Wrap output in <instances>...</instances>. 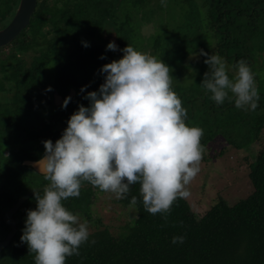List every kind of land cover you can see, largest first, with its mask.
I'll return each instance as SVG.
<instances>
[{"label": "trees", "instance_id": "obj_1", "mask_svg": "<svg viewBox=\"0 0 264 264\" xmlns=\"http://www.w3.org/2000/svg\"><path fill=\"white\" fill-rule=\"evenodd\" d=\"M19 1L0 0V29ZM153 18L159 24L145 37L143 20ZM110 30L118 49L129 44L142 52L148 45L150 54L172 69L186 123L204 130V148L218 146V155L228 145H261L249 162L250 194L231 204L220 196L201 215L188 199H177L166 220L152 215L144 210L136 184L122 199L127 209L131 197L138 198L135 215L128 212L115 227L94 209L105 192L85 182L78 198L63 201L87 220L90 233L80 255L68 257L66 264H264V0H165L164 5L161 0H37L28 25L0 47V240L10 230L4 213L28 191L48 183L24 161L41 158L42 141L61 137L79 105L89 106L87 93L104 82L102 66L122 58V51L107 50L111 41L104 32ZM201 50L219 54L230 78L239 60L247 62L260 96L255 111L237 109L227 99L217 105L210 98L200 86L208 71ZM66 97L71 100L63 108ZM35 207L32 194L14 213L16 231L0 251V264H35V254L20 240L27 210ZM114 235L121 247L113 243ZM179 236L184 242L173 244Z\"/></svg>", "mask_w": 264, "mask_h": 264}, {"label": "clouds", "instance_id": "obj_2", "mask_svg": "<svg viewBox=\"0 0 264 264\" xmlns=\"http://www.w3.org/2000/svg\"><path fill=\"white\" fill-rule=\"evenodd\" d=\"M107 50H120L123 56L102 66L104 82L84 97L89 106L79 105L55 143L42 141L45 151L34 163L48 183L42 191L33 189L36 207L27 210L20 240L35 254V264H66L88 242L87 220L63 203L78 198L85 182L117 200L139 184L144 210L166 220L177 199L191 195L187 186L201 170L204 130L186 123L187 110L172 87V69L129 44L118 49L109 42ZM201 55L207 57L208 71L200 86L210 98L217 105L227 99L237 109L255 111L260 96L247 62L239 60L230 78L219 54L201 50ZM70 100L66 97L62 107ZM137 204L132 196L129 207ZM183 242V236L172 238L173 244Z\"/></svg>", "mask_w": 264, "mask_h": 264}, {"label": "rangeland", "instance_id": "obj_3", "mask_svg": "<svg viewBox=\"0 0 264 264\" xmlns=\"http://www.w3.org/2000/svg\"><path fill=\"white\" fill-rule=\"evenodd\" d=\"M156 12L164 16L163 10L159 11L156 9ZM140 14H136L137 17ZM156 20L155 18L154 21L153 18L152 21H142L144 23L141 26L143 35L145 33L149 36L155 32L159 24ZM107 28L110 29V26L108 25ZM104 34H106L105 38L112 35V39L117 40L116 37H113L114 32L112 30L104 32ZM150 51L148 45L143 46L142 52L150 54ZM224 143L226 144L227 142ZM260 145V142L254 143L248 149L247 147L238 149L228 145L224 152L218 155H214V152L218 150V146L209 144L204 148L205 157L202 158L200 163L201 170L187 186L191 193L187 199L198 215L208 209L220 196L231 204L250 194L253 186L248 176L249 162L255 157ZM98 197L99 199L96 201L94 209L103 217L105 223H110L116 227L119 221L127 217L128 212L131 215L132 212L134 214V208H130L127 205V209H125L123 201L115 199L112 193L105 192L99 194ZM113 243L121 247V240L117 235H114Z\"/></svg>", "mask_w": 264, "mask_h": 264}, {"label": "water", "instance_id": "obj_4", "mask_svg": "<svg viewBox=\"0 0 264 264\" xmlns=\"http://www.w3.org/2000/svg\"><path fill=\"white\" fill-rule=\"evenodd\" d=\"M37 0H20L18 7L10 20V22L3 28L0 29V47H3L10 43L19 33L22 29H24L31 18L32 13L34 12V9L36 7ZM113 37L115 38V33L113 34ZM113 42L118 43L117 40L112 39ZM118 45V44H117ZM71 94H74V90H71ZM58 95H56L57 98ZM59 97V96H58ZM37 160H25L24 163L27 165L32 166L37 172V168L34 166V163ZM44 186L36 187L34 189L36 190H42ZM33 194V189L28 191L25 195H23L21 198L18 199V201L4 213L3 219L8 225L10 226V230L5 237V239L0 240V251L3 247H5L11 238L13 237L15 231H16V221L13 217L14 213L17 211L19 206L31 195Z\"/></svg>", "mask_w": 264, "mask_h": 264}, {"label": "flooded vegetation", "instance_id": "obj_5", "mask_svg": "<svg viewBox=\"0 0 264 264\" xmlns=\"http://www.w3.org/2000/svg\"><path fill=\"white\" fill-rule=\"evenodd\" d=\"M105 36H106V34H105ZM108 38H109V40H110L111 42H113V41H112V35H111V37L109 36ZM115 44L117 45L118 43H115ZM117 46H118V45H117ZM71 90H72V89H70V94H71ZM73 90H74V89H73ZM74 93H75V92H74ZM71 95H72V94H71ZM58 96H59V95H58ZM58 96H57V98H56V102H57V103H58L59 101H61V97H60V96L58 97Z\"/></svg>", "mask_w": 264, "mask_h": 264}]
</instances>
